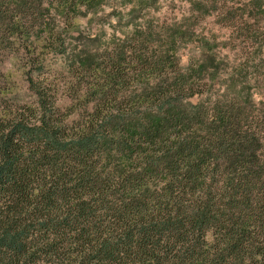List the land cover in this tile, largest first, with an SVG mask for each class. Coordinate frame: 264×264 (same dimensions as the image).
<instances>
[{"label": "trees", "instance_id": "16d2710c", "mask_svg": "<svg viewBox=\"0 0 264 264\" xmlns=\"http://www.w3.org/2000/svg\"><path fill=\"white\" fill-rule=\"evenodd\" d=\"M107 58L73 123L34 74L38 105H9L0 72V264H264V115L185 105L208 88L183 72L128 99Z\"/></svg>", "mask_w": 264, "mask_h": 264}, {"label": "rangeland", "instance_id": "374dc122", "mask_svg": "<svg viewBox=\"0 0 264 264\" xmlns=\"http://www.w3.org/2000/svg\"><path fill=\"white\" fill-rule=\"evenodd\" d=\"M0 3L9 9L0 29V72L12 107L38 105L28 80L34 74L53 83L62 111L75 107L68 123L78 121L84 113V102L77 98L81 86L97 82L101 64L113 55L133 73L131 85L122 92L128 99L154 91L167 77L183 72L189 83L208 88L185 99V105L200 104L210 111L219 100H235L264 115V0ZM62 41L66 54L56 52ZM155 61L160 68L153 73ZM40 63L44 70H38Z\"/></svg>", "mask_w": 264, "mask_h": 264}]
</instances>
